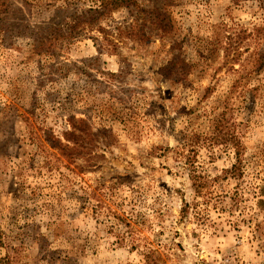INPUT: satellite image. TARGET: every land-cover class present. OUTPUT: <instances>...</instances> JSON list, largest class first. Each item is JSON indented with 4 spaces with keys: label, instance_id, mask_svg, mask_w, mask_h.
Instances as JSON below:
<instances>
[{
    "label": "rangeland",
    "instance_id": "1",
    "mask_svg": "<svg viewBox=\"0 0 264 264\" xmlns=\"http://www.w3.org/2000/svg\"><path fill=\"white\" fill-rule=\"evenodd\" d=\"M0 264H264V0H0Z\"/></svg>",
    "mask_w": 264,
    "mask_h": 264
},
{
    "label": "trees",
    "instance_id": "2",
    "mask_svg": "<svg viewBox=\"0 0 264 264\" xmlns=\"http://www.w3.org/2000/svg\"><path fill=\"white\" fill-rule=\"evenodd\" d=\"M112 3H114V2H112ZM102 9H104L105 8V2L104 1H102ZM216 139H212V142H214ZM223 141H226V140H223ZM235 153H236V158L238 159V157H239V155H240V153H239V150H238V148L237 147H235ZM237 162H239V161H237ZM235 166L236 165H233V167H232V169H236L235 168Z\"/></svg>",
    "mask_w": 264,
    "mask_h": 264
}]
</instances>
